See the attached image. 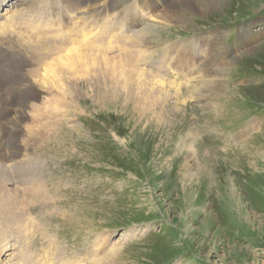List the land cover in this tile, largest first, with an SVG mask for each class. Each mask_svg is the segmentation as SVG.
<instances>
[{"label": "rangeland", "instance_id": "374dc122", "mask_svg": "<svg viewBox=\"0 0 264 264\" xmlns=\"http://www.w3.org/2000/svg\"><path fill=\"white\" fill-rule=\"evenodd\" d=\"M104 1L88 0L86 15L95 11L94 4ZM133 8L139 10L137 1L123 0L114 12L119 19ZM61 11V0L9 2L0 11V22L4 18L18 21L22 14L29 22L22 20L16 26L12 41H6L9 35L0 37V48L11 53L20 51V45L33 44L37 40L33 28L52 31ZM186 19L190 22L186 25L168 21L144 27L142 36L148 43L142 48L151 51L152 61L143 67L155 70L164 46L180 43L185 52L190 46L208 44L207 39L218 34L215 52H221L235 49L242 37L259 38L249 53L246 49L233 52L234 58L228 59L221 73V88L201 85L200 81L210 79L198 76L186 86L193 87L194 98L182 97L184 102L179 99L181 105L175 110L173 97L158 123L154 120L143 128L129 104H122V96L98 104L86 83L80 97L65 109L52 98L60 91L56 79L30 78L36 88L39 81L44 85L43 90L38 88L43 97L32 99L25 110L20 139L32 152L28 158L15 157L12 177L33 193L25 200L41 238L32 241V252L41 248L54 263L62 255L68 263L84 262L94 252V242L103 239L100 251L112 245L119 249L101 264H264V0H222L214 13L202 11ZM114 51L109 56H114L115 68L119 58ZM20 52L29 58L24 50ZM161 73L168 82L176 77L167 68ZM34 107H44L42 120L35 119ZM253 121L258 128L243 134ZM191 126L198 129L199 142L195 161L188 159V163L198 162L201 169L210 171V180L198 175L189 182L177 178L186 153L174 156L175 140ZM241 134L244 142L238 143ZM166 160L170 161L159 166ZM158 167L160 175L154 173ZM208 215L214 223L207 227L202 224ZM9 234L0 238L19 247V235ZM11 245L5 255L0 254V264L9 260Z\"/></svg>", "mask_w": 264, "mask_h": 264}, {"label": "bare ground", "instance_id": "6f19581e", "mask_svg": "<svg viewBox=\"0 0 264 264\" xmlns=\"http://www.w3.org/2000/svg\"><path fill=\"white\" fill-rule=\"evenodd\" d=\"M8 1L0 0V9L6 6ZM87 1L61 0L62 13L54 18L53 25H51L52 31L46 32L45 28L40 30L38 27H34L37 40L33 44H31L32 41L27 40L29 44L20 45V51L24 50L29 56L28 59L19 50L10 53L0 48V236L3 237L4 235L7 238L10 232H15L21 238L19 247L15 246L16 242L10 244L12 248L8 254L9 260L1 262V264H101L119 249V245L111 244L112 246H107L106 249L102 247L103 250L100 251L103 239H99V241L94 242L92 247L94 252L91 255H85L87 259H83L84 262L80 259H73L71 263L62 259L63 255L60 256L59 262L54 263L46 251L41 248L38 249V252H32L33 246H30L32 241L38 240L40 237L35 230L34 217L30 213L31 206L25 200V197L32 192L23 186H19L20 184L17 185L12 177L15 174L12 169L13 164H15V157L20 154L28 156L32 152L31 148H24L23 141L20 139L23 131L21 124L27 117L25 110L32 99L36 100L43 97L41 90H43L44 85L40 81L38 82L37 86L40 90L30 82V78L41 76L45 81L56 79L60 91L53 93L52 98L59 100L65 109H69L70 104L74 102L73 100L80 97L79 91L82 90V85L85 87V83L88 84L87 90L93 92L92 95L98 104L104 100L114 102L119 99V96H122L124 102L122 104H129L132 115L139 122H141L140 120L143 121L144 128L151 121L160 122L169 100L173 97L176 100L172 102L173 107H177L174 108L175 110L178 109V105H181L179 99L182 100V97L193 99L194 93L191 90L193 87L187 88L186 86H189L198 76L202 75L203 79H210L209 81L204 79L206 82L200 81L201 85L213 84L221 88L224 83V80L222 81L224 74L221 73L224 71L223 68L228 63V59L234 58L232 57L233 52L237 54L241 49H246L245 53H249L259 38L251 35L250 39L242 37L235 49H223L221 52L216 51L217 53L215 52L217 48L215 43L219 39L218 34L211 35L212 39H207L208 44L202 47L190 46V49L185 52L184 50L181 51L182 44L179 43L174 46L171 44L173 47L164 46L159 49L160 56L155 70L151 69L154 68L153 66L147 69L142 64H149L150 61L147 62V60L152 61V55L146 47L145 49L142 48L147 42V39L142 36L144 27L154 26L159 22L168 23V21L189 24V20L186 19L187 16L201 15L202 11L205 14L214 13L218 10L222 0H135L139 10L135 12L133 8L131 14L129 10H126L123 12L126 13V16L123 15L126 18L121 17L119 19L115 15L114 9L123 0H110V2L103 0L104 2H101L100 5L92 4L95 11L89 15H86L89 11ZM104 6L107 7L103 8ZM17 11L19 13L21 9ZM92 14L94 15L91 18L90 15ZM19 16L18 21L5 18V20H1L0 37L7 39L6 35H9L6 41H12L10 35L15 32L16 26L21 24L22 20L29 22L25 19L26 14ZM88 21L89 23H87ZM122 29L125 31L119 36L118 32ZM0 40L2 41L1 38ZM15 43L17 42L13 44ZM115 49L118 51L116 53L119 59L115 60L116 67L114 68L111 62L114 64L115 58L113 55H109ZM187 51H194V54H187ZM164 68L170 70V74L176 77H173L169 82L166 81L164 79L166 75L163 77L164 74L161 73ZM40 71H43V75H40ZM192 71H194L193 75L190 73ZM180 72L184 73L180 75ZM177 73L180 77L184 76L182 81L180 77L177 78ZM186 74L189 75L186 76ZM210 76L212 78L219 76V79L213 80ZM50 95L51 93L48 94L49 97ZM209 104L206 103V106H213ZM43 106H46L45 103ZM44 107H34L33 109L36 112L35 119L38 121L40 118L43 119L41 109ZM48 119V122L52 121L51 117ZM53 125L59 126V123ZM258 126L259 124L253 121L242 133L247 134L255 131ZM198 132V129L191 126L185 136L180 135L175 140L174 156L177 153H186L184 169L180 170L177 177L184 182H189L196 175L203 180L211 179L210 171L201 169L198 162L188 163V159L194 160L197 152ZM243 134L238 136V143L244 142ZM27 156L26 158H28ZM24 158L22 160L27 162L28 160L25 161ZM169 161L166 160L159 166L167 164ZM17 163L19 164V162ZM25 165L30 167L28 163ZM154 173L160 175V168H156ZM22 179H24L23 176ZM189 194L192 193L189 192ZM235 201L241 208V200L236 198ZM210 223H214V220L208 215L207 220L202 225L207 226ZM19 237L16 238L19 239ZM98 242L100 243L98 244ZM7 245L10 246L9 242L2 239L0 242L1 255H5L7 252H5L9 248Z\"/></svg>", "mask_w": 264, "mask_h": 264}]
</instances>
